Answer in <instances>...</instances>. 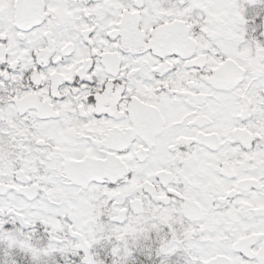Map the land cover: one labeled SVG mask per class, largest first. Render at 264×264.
Listing matches in <instances>:
<instances>
[{"label":"snow or ice","instance_id":"1","mask_svg":"<svg viewBox=\"0 0 264 264\" xmlns=\"http://www.w3.org/2000/svg\"><path fill=\"white\" fill-rule=\"evenodd\" d=\"M0 264H264V0H0Z\"/></svg>","mask_w":264,"mask_h":264}]
</instances>
